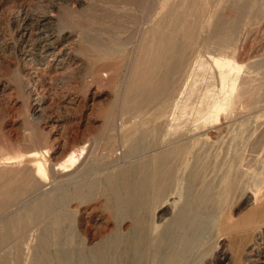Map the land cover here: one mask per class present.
I'll return each instance as SVG.
<instances>
[{"label":"rangeland","instance_id":"rangeland-1","mask_svg":"<svg viewBox=\"0 0 264 264\" xmlns=\"http://www.w3.org/2000/svg\"><path fill=\"white\" fill-rule=\"evenodd\" d=\"M164 1L0 0V264H40L41 238L45 264H61L60 252L76 264L77 247L110 234L106 179L152 165L164 139L157 125H191L203 96L219 93L218 69L201 48L217 19L238 26L222 55L238 67L237 80L254 79L264 97V0H175L186 8L197 1L195 14L182 10L193 40L160 63L148 99L139 89L128 95ZM129 98L130 107L141 103L137 114L124 113ZM140 127L151 136L142 141L147 150L135 153L128 138ZM181 144L205 156L187 201L207 209V227L188 251L171 254L178 261L152 255L145 264H264V102L237 119L220 114ZM186 174L176 173L175 191L155 200L153 225L184 204Z\"/></svg>","mask_w":264,"mask_h":264},{"label":"bare ground","instance_id":"bare-ground-1","mask_svg":"<svg viewBox=\"0 0 264 264\" xmlns=\"http://www.w3.org/2000/svg\"><path fill=\"white\" fill-rule=\"evenodd\" d=\"M196 2L189 3L187 8L175 0L163 2L164 9L160 8L158 18L152 24L151 29L146 31L147 42L142 43L138 51L140 62L134 65L132 81L128 85V95L139 89L138 92L144 91L143 100L148 99L144 98V95L150 92L148 89L155 86L157 80L154 74L160 63L167 65V60L176 56L175 48H183L193 40L194 26L184 23L185 13L182 10L186 8L189 9L187 10L188 15L193 12L195 14ZM242 12V9L237 10L235 24ZM237 27V25L226 26L224 18L217 19L201 46L202 49L206 48V51L204 49L203 51L208 54L210 61L218 69V81L221 85L219 93L203 96L200 101L201 105L194 108L195 116L191 119V125H188L187 120L177 124L165 121L157 125L156 132L159 134L161 127L160 135L164 139L161 140L160 145H154V148L159 149L160 152L152 165L137 164L132 169L117 171L114 176L106 179L110 200L105 208L113 214V217L107 219L110 218L113 221V230L109 235H100V239L93 246L77 247L75 249L76 264H145L150 256L164 254L169 260L176 262L178 260L175 258L178 254L181 255L189 250L197 233L206 230L207 209L202 206L195 211L189 207L187 201L190 196L189 192L192 190L191 184L196 183L195 175L197 170L203 166L205 156L194 154L188 149L189 145H182L181 142L187 139L195 140L198 132L210 126L213 121H218L222 113L228 111L229 117L237 119L246 116L249 111L252 114L255 113L259 104L264 102L261 85L248 77L240 79L238 76L237 80L238 74L235 70H238V67L231 59L222 55L225 42L232 34L236 35ZM214 49L221 53L212 56L207 51ZM146 63L148 68L144 67ZM199 65H202V62ZM129 102L130 98L128 102H125L124 113L128 111L137 114V107L141 103L130 107ZM147 136L151 134L140 127L132 138L131 136L128 138L132 141L130 146L137 145L134 149L135 153L141 149L147 150L142 143ZM182 169L187 170V178L183 182L187 187L186 192L184 189V204L163 225H153L150 214L155 200L165 197L168 192L175 191L179 185L176 173H180ZM258 196L260 199L264 193L259 191ZM263 198L260 199L263 201L260 206L262 211H264ZM125 220H128L129 224L122 227L121 224ZM103 222L106 225L108 221ZM46 247L47 243L41 238L39 248L43 261L40 264L46 263ZM176 249L178 254L174 258L171 254ZM81 252H84V255ZM66 255L65 252L58 253V263H69Z\"/></svg>","mask_w":264,"mask_h":264}]
</instances>
